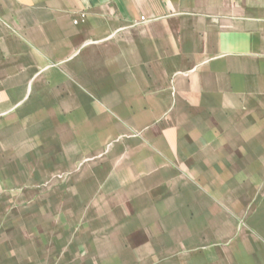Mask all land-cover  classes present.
Here are the masks:
<instances>
[{
    "label": "crops",
    "instance_id": "crops-1",
    "mask_svg": "<svg viewBox=\"0 0 264 264\" xmlns=\"http://www.w3.org/2000/svg\"><path fill=\"white\" fill-rule=\"evenodd\" d=\"M0 131L110 146L113 264H264V0H0Z\"/></svg>",
    "mask_w": 264,
    "mask_h": 264
},
{
    "label": "rangeland",
    "instance_id": "rangeland-1",
    "mask_svg": "<svg viewBox=\"0 0 264 264\" xmlns=\"http://www.w3.org/2000/svg\"><path fill=\"white\" fill-rule=\"evenodd\" d=\"M84 19L81 12L73 23ZM9 133L0 131V264H113L117 253L129 255L119 239L132 228L119 225L103 182L87 178L93 162L108 165L101 160L110 146L70 166L51 162V150L5 145Z\"/></svg>",
    "mask_w": 264,
    "mask_h": 264
},
{
    "label": "built area",
    "instance_id": "built-area-1",
    "mask_svg": "<svg viewBox=\"0 0 264 264\" xmlns=\"http://www.w3.org/2000/svg\"><path fill=\"white\" fill-rule=\"evenodd\" d=\"M83 16V15H82ZM141 19H144V18H141Z\"/></svg>",
    "mask_w": 264,
    "mask_h": 264
}]
</instances>
